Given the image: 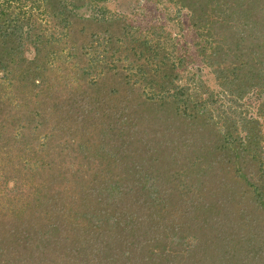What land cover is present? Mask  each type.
<instances>
[{
  "label": "trees",
  "instance_id": "trees-1",
  "mask_svg": "<svg viewBox=\"0 0 264 264\" xmlns=\"http://www.w3.org/2000/svg\"><path fill=\"white\" fill-rule=\"evenodd\" d=\"M107 1L0 0V264H264V0Z\"/></svg>",
  "mask_w": 264,
  "mask_h": 264
},
{
  "label": "rangeland",
  "instance_id": "rangeland-1",
  "mask_svg": "<svg viewBox=\"0 0 264 264\" xmlns=\"http://www.w3.org/2000/svg\"><path fill=\"white\" fill-rule=\"evenodd\" d=\"M117 2L116 0H108L106 2L107 8L113 12L124 10L125 8L120 6ZM132 5L129 8V12H132V14L128 16L132 25L140 29H146L153 25H162L166 31L172 33L174 38L172 43L175 46V51H173V53L175 56H178L177 58H179V60H184L185 66L182 70L180 69V71L183 72V79L184 76H188V71H186L187 68L189 69L193 65L202 66L201 57L196 51V36H194L193 31L189 28L185 10H178L176 6L169 5L167 2H157V0H134ZM203 73L205 84L212 90L217 91L218 87L210 70L205 68ZM182 84L184 85V83ZM192 90H194V88H192ZM199 102L204 103L210 110L218 105H221L222 109L226 110V102L218 100L216 94L213 97V104L203 99L201 101H195L196 104Z\"/></svg>",
  "mask_w": 264,
  "mask_h": 264
}]
</instances>
